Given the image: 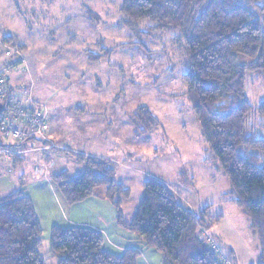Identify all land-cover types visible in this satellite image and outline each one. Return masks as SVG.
Listing matches in <instances>:
<instances>
[{
    "label": "rangeland",
    "instance_id": "1",
    "mask_svg": "<svg viewBox=\"0 0 264 264\" xmlns=\"http://www.w3.org/2000/svg\"><path fill=\"white\" fill-rule=\"evenodd\" d=\"M122 2L0 0V42L18 48L15 58L0 55L11 86L46 109L45 134L48 129L53 132L55 140L50 139L54 143H70L77 147L78 155H104L121 162L120 168L113 166V178L130 190L129 198L121 202L124 221L135 212L144 182L150 177L161 180L183 207L193 212L207 208L212 220L220 217L209 231L200 228V237L211 243L222 264H258V239L248 219L234 205L224 173L216 163H210L212 153L183 96L186 85L182 76L187 66L171 41L178 31L153 37L132 34L120 22ZM237 61L249 62L240 57ZM244 83L245 99L257 109L264 100L262 73L247 71ZM139 107L149 109L159 122L144 136L137 133L138 125L131 120ZM261 124L253 110L248 127L258 134ZM48 141L35 143L36 147L46 148ZM0 142L10 150L18 148L9 138L1 137ZM21 147L18 150L24 151ZM55 149L50 147L35 159L53 161L54 174L60 172L59 167H67L69 176L81 175L85 166L76 161L75 153L62 155ZM24 155L18 158L13 153L10 165L16 170L25 165L26 177L39 180L26 166L32 167L35 161L24 159ZM3 170L2 176L14 185L17 173L9 172L6 166ZM48 244L43 240L39 252L43 253ZM151 252L153 261L149 264H159L161 255L153 249ZM50 255H43L46 264H55ZM142 261L148 263L142 257L137 264Z\"/></svg>",
    "mask_w": 264,
    "mask_h": 264
},
{
    "label": "trees",
    "instance_id": "2",
    "mask_svg": "<svg viewBox=\"0 0 264 264\" xmlns=\"http://www.w3.org/2000/svg\"><path fill=\"white\" fill-rule=\"evenodd\" d=\"M253 1L251 6L237 0H123L119 10L121 24L136 36L178 31L171 41L187 66L183 96L212 153L210 163L224 173L234 205L258 239V264H264V100L253 109L244 94L247 71L258 70L264 78V0ZM237 57L249 62L241 64ZM8 86L14 89L10 82ZM253 110L262 119L258 134L248 127ZM131 120L140 135L152 132L159 123L145 107L135 109ZM74 157L85 166L81 175L60 171L50 177L68 205L82 203L101 188L117 212L116 223L136 235L145 248L159 253L161 264H222L213 246L200 237V228L209 231L220 217L212 220L207 208L193 212L183 207L168 187L150 177L135 212L125 222L121 202L129 198L130 190L114 180V168L105 160ZM41 235L33 205L20 184L0 199V264H46L38 252ZM49 248L55 264H137L140 257L134 249L119 256L106 252L103 235L79 227H53Z\"/></svg>",
    "mask_w": 264,
    "mask_h": 264
},
{
    "label": "crops",
    "instance_id": "3",
    "mask_svg": "<svg viewBox=\"0 0 264 264\" xmlns=\"http://www.w3.org/2000/svg\"><path fill=\"white\" fill-rule=\"evenodd\" d=\"M52 135L53 132L51 133V131L48 129V133H46L45 136H47V138L51 140L53 137L55 138V136ZM35 143L26 142L21 147V148H25L24 149L25 151L27 150L24 155V159L26 157L30 161H35V162L45 161V160H37L35 159V157L40 154L41 155L46 154L48 151L38 150L35 152L33 151L31 152V148H35L37 145ZM61 143L62 144L54 143L55 144L54 146L56 147L57 151L61 150V152L63 153L62 155H64L65 153L67 154L75 153L76 155L79 154L78 153L79 151L76 146L73 147L69 145L70 143L69 144H66L64 142ZM33 145H35V147H32ZM80 155L86 157L90 156L88 154H83V153ZM90 157L97 158L100 160H105L108 164H110L111 167L113 166L119 167L120 166L119 163H121L119 160H118L119 163H117L115 158H109L104 155L92 154V156ZM202 160H199V163L203 164L202 162L204 160L203 161ZM64 162H67L66 158L64 159ZM10 163L11 161L4 160L3 158L2 160H0V199H3L4 197L15 192V190L20 188V184H22L23 193L27 195L28 198L30 199L31 204L33 205L34 214L36 215L38 224L41 227L42 241L47 240L49 243L50 231L53 227H58L63 229H69L72 227L88 228L92 231H97L101 235H103L104 249L106 252L108 251L109 253L115 256H119L124 251H127L129 249H134L140 253L139 254L140 257L138 258L137 263L142 257L145 260V262H148L147 264H149L150 261H153V259H151L153 256L151 250L145 248L136 235L126 232L118 225V223H116L117 212H115V209L110 203V201L107 200L105 190L96 189L92 197L83 200L82 203H78L70 206L64 201L61 193L57 191L56 187L54 186V184L50 179V175L54 174L53 169L55 168V165H53V167L50 169V174H48L47 177H45L44 179H39L37 181H34V180H29V178L26 177L27 174L25 173L26 171L25 165H23L24 166L23 168L16 170V168L12 167ZM5 166L8 168L9 172L15 171L17 173L16 181L18 182V185L17 182L14 183L13 185L11 181L9 182V178H5L6 176H2L3 171H5L3 170ZM26 166L30 168L32 174L31 166L30 165H26ZM58 169H60L59 171L68 172L67 167H65L64 169H61L59 167ZM4 174L5 175L7 174V177L8 175H10V173L8 172ZM6 181H8L9 185H7ZM159 182L162 181L160 180ZM189 209L192 210L191 208ZM43 249H44L43 253L39 252L38 250L39 254L44 255L46 253L48 254L49 252H51V249L49 248V244L47 245V247ZM49 258H51V256ZM160 261L161 258L159 260V264H161ZM141 264H144V261H142Z\"/></svg>",
    "mask_w": 264,
    "mask_h": 264
},
{
    "label": "built area",
    "instance_id": "4",
    "mask_svg": "<svg viewBox=\"0 0 264 264\" xmlns=\"http://www.w3.org/2000/svg\"><path fill=\"white\" fill-rule=\"evenodd\" d=\"M15 51L17 52V49L5 46L0 42V55H5L8 59L15 58ZM8 81L7 68L0 63V103L4 105L0 113V138L11 139L14 145L18 147L10 150L4 145L0 146V160L2 158L10 160L13 153L21 158L25 150L19 151L18 149L26 142L41 143L49 140L45 136L46 109L34 103L29 96L26 97V92L18 93L14 89L9 90ZM48 142L50 147L56 148L53 143ZM49 146L46 148L39 146L35 149L46 151L50 148ZM53 165L52 161H36L31 167L33 177L44 179L48 176Z\"/></svg>",
    "mask_w": 264,
    "mask_h": 264
},
{
    "label": "water",
    "instance_id": "5",
    "mask_svg": "<svg viewBox=\"0 0 264 264\" xmlns=\"http://www.w3.org/2000/svg\"><path fill=\"white\" fill-rule=\"evenodd\" d=\"M3 107H4V105L0 103V113H1L2 110H3Z\"/></svg>",
    "mask_w": 264,
    "mask_h": 264
}]
</instances>
